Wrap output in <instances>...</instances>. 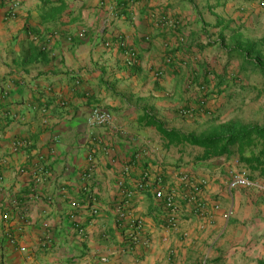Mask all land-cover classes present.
Here are the masks:
<instances>
[{"label": "crops", "instance_id": "crops-1", "mask_svg": "<svg viewBox=\"0 0 264 264\" xmlns=\"http://www.w3.org/2000/svg\"><path fill=\"white\" fill-rule=\"evenodd\" d=\"M20 1L9 18L0 0V264H264V193L229 191L227 156L170 158L141 120L149 113L180 129V110L190 108L201 124V103L213 113L218 93L229 94L231 110L259 109L245 94L264 93L248 48L264 45V0ZM161 13L179 27L156 26ZM94 106L113 124L90 127ZM19 138L31 146L14 150ZM126 166L128 187L147 168L175 190L179 170L207 178V214L180 198L169 228L153 191L137 192L130 212L150 243H132L118 221Z\"/></svg>", "mask_w": 264, "mask_h": 264}, {"label": "built area", "instance_id": "built-area-1", "mask_svg": "<svg viewBox=\"0 0 264 264\" xmlns=\"http://www.w3.org/2000/svg\"><path fill=\"white\" fill-rule=\"evenodd\" d=\"M8 4L7 17L14 18L17 14L18 9L21 6L20 0H4ZM154 24L161 28H167L169 30H175L179 27L180 22L169 13H161L153 15ZM185 38H182L184 41ZM129 56V63L134 64L138 60L137 52L133 49L127 50ZM166 62H172L171 57H167ZM202 87H200L201 89ZM190 108L182 109L181 114L184 116L190 115L192 112ZM43 112L46 113V107L43 108ZM115 118L113 114L99 106H94L88 116V125L90 127L107 126L112 125ZM47 123L48 120L44 119ZM31 146V142L27 139H16L13 142V149L19 150L28 148ZM89 169L86 176L90 179L93 177V173L96 170V162L93 154L88 156ZM130 168L126 166L123 169V175L118 180V186L121 193L120 207L118 212V221L123 223L127 229V237L134 243H141L142 245H148L150 242L144 237V221L142 218L132 215L131 204L137 192L146 190H152L155 199L162 203L168 214H166V223L169 228L176 227L178 222L177 213L180 210V201L182 198L187 204L192 206L193 210L200 215L204 216L207 214L208 205L203 198V193L209 185L207 178H201L194 173L179 170L177 173L178 187L177 190L171 189L164 177L160 173L153 172L152 169H144L140 176L134 180L133 186H127L126 175H128ZM42 174L48 175L49 170L45 166L42 168ZM40 178V177H38ZM227 188L229 191H234L240 188H255L264 191V184L254 180L250 173L240 163V160H235L234 165L228 170ZM177 191L179 194H177ZM90 200L93 201L95 198L90 196ZM219 207L218 204L215 206ZM93 214H98V208L93 207ZM231 212H228L230 216ZM47 226V224H45ZM78 233L80 235L85 234L83 227H78ZM25 250V248H22ZM105 260V259H104Z\"/></svg>", "mask_w": 264, "mask_h": 264}, {"label": "trees", "instance_id": "trees-1", "mask_svg": "<svg viewBox=\"0 0 264 264\" xmlns=\"http://www.w3.org/2000/svg\"><path fill=\"white\" fill-rule=\"evenodd\" d=\"M264 74V61L256 62ZM146 126H151L166 141V147L190 145L202 148L196 159L209 160L239 154L241 162L251 171H258L264 178V125H244L241 122H229L222 132H208L198 135L177 128H168L149 113L142 118ZM252 177V176H251Z\"/></svg>", "mask_w": 264, "mask_h": 264}, {"label": "rangeland", "instance_id": "rangeland-1", "mask_svg": "<svg viewBox=\"0 0 264 264\" xmlns=\"http://www.w3.org/2000/svg\"><path fill=\"white\" fill-rule=\"evenodd\" d=\"M258 5L260 8H264V5L262 4V1L258 2ZM248 45V43H247ZM248 48H250V56L255 59L256 62L258 61H264V45L261 47L260 45H254V44H249ZM262 49V51H261ZM200 88V87H199ZM203 95V91H201ZM206 94V93H205ZM241 94L236 95V100H239ZM246 96L250 97L251 102L253 104H259V109L255 108H242L238 110H231L229 107V104L231 103V97L227 93H218L215 96H212L213 99H215V104L217 105V109L213 111V113H209L205 111V104L208 100L204 101V104L201 103L200 108L203 109L200 113H205L203 119L200 120L199 123H195L192 121V118L195 117L196 113L194 112V109L191 111L192 113L188 116H184L181 114L182 109L180 110L181 118L183 119V125L180 127V130L187 132V133H195L198 135L206 134L208 132H222L225 128V125L229 123V120H235V122H241L244 125H259L263 126L264 125V93H249L245 94ZM238 102V101H236ZM245 102V101H243ZM186 109V108H183ZM214 110V109H213ZM199 116V115H196ZM190 122H187L189 121ZM164 125L168 128H176L179 125V122H174V121H165L162 120ZM234 122V121H232ZM206 123V124H205ZM211 126V128L209 127ZM213 127V128H212ZM154 129V128H153ZM211 129V130H209ZM155 130L156 134V144L163 149L166 147V141L163 139V137ZM160 136V137H159ZM169 157L170 158H177L182 154V157L186 158H196L198 155H201L202 153V148L200 147H194L190 145H182V146H171L169 147ZM180 153V154H179ZM231 162V167L234 165L235 160H240L239 154L237 152H233L231 155L227 156ZM185 159V158H183ZM219 158L213 159V160H218ZM242 166L246 168V170L250 173L252 178L261 184H264V178H262L258 171L251 172L246 165L241 162ZM258 190V189H257ZM262 193L264 191L258 190Z\"/></svg>", "mask_w": 264, "mask_h": 264}]
</instances>
